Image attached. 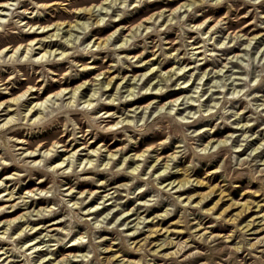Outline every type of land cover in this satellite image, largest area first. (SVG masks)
Returning a JSON list of instances; mask_svg holds the SVG:
<instances>
[{
    "label": "clouds",
    "instance_id": "9594fccd",
    "mask_svg": "<svg viewBox=\"0 0 264 264\" xmlns=\"http://www.w3.org/2000/svg\"><path fill=\"white\" fill-rule=\"evenodd\" d=\"M0 264H264V0H0Z\"/></svg>",
    "mask_w": 264,
    "mask_h": 264
}]
</instances>
